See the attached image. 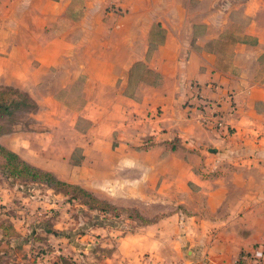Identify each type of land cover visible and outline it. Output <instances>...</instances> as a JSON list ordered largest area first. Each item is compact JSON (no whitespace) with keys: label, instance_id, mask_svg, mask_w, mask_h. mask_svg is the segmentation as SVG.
I'll return each instance as SVG.
<instances>
[{"label":"crops","instance_id":"1","mask_svg":"<svg viewBox=\"0 0 264 264\" xmlns=\"http://www.w3.org/2000/svg\"><path fill=\"white\" fill-rule=\"evenodd\" d=\"M38 1L20 0L21 15H0L23 22L0 33V85L39 90V110L69 111L49 91L57 68L62 79L87 78L77 117L122 114V156L114 155L122 160V209L159 216L122 232L118 264H250L248 254L264 250V0ZM10 3L0 0V9ZM112 6L121 15L107 12ZM31 21L44 25L32 30ZM60 23L67 27L46 33ZM76 32L104 34V49L75 44ZM138 62L159 82L127 94ZM196 94L219 104L228 134L206 127Z\"/></svg>","mask_w":264,"mask_h":264},{"label":"rangeland","instance_id":"2","mask_svg":"<svg viewBox=\"0 0 264 264\" xmlns=\"http://www.w3.org/2000/svg\"><path fill=\"white\" fill-rule=\"evenodd\" d=\"M19 2L11 0L7 10L0 9V15L3 12L21 15L23 8ZM37 3L40 2L37 0ZM37 7L41 8L40 5ZM114 9L112 6L107 12H119ZM15 16L11 21L0 22L3 23L0 33L22 27L23 22L16 20ZM106 21L107 17L102 23L106 25ZM30 24L32 30L44 25L42 21H31ZM59 26L67 27L65 23L51 29L45 26L46 33ZM98 35L83 38L76 32L71 39L75 44L87 39L103 50L106 37ZM155 38L159 42L161 35H155ZM102 54L97 52V55ZM28 60L35 67L38 65L35 53H28ZM138 72L145 77L142 69ZM50 73L47 78L49 91L69 111L65 107L61 110L54 106L39 110L34 99L39 90L33 92L30 89L28 95L19 89L0 85V93L10 94L12 89L20 93L10 96L17 105L0 113V145L31 166L51 172L61 181L80 186L118 209L112 215L89 210L70 196L44 185L12 178L0 155V264H118L122 232L133 230L135 224L150 223L159 215L144 218L136 212L122 209V160L117 159L122 156V114L112 111L102 116L92 110L89 113L82 110L81 117H77L74 111L88 102L84 101L88 90L86 76L71 75L62 79L63 72L59 73L57 68H52ZM134 82L133 78L128 94L135 90ZM92 102L94 106H103L100 100ZM6 104L8 106L10 100ZM185 106H188V101ZM154 113L160 112L155 109ZM150 140V137H145L142 143L150 145ZM86 142L88 146H85ZM93 159L97 162H92ZM263 260L257 263L262 264ZM248 262L256 264L252 259Z\"/></svg>","mask_w":264,"mask_h":264},{"label":"trees","instance_id":"3","mask_svg":"<svg viewBox=\"0 0 264 264\" xmlns=\"http://www.w3.org/2000/svg\"><path fill=\"white\" fill-rule=\"evenodd\" d=\"M163 32L164 31L162 30L160 25H157L154 28V34L156 36L161 35V39L158 43H160L163 39ZM139 69H142L145 77L139 74L138 72ZM133 78L135 79L134 82L135 86H137L140 83L146 85H157L159 82V76L154 72L150 71L146 67V65L142 62H138L134 64V66L129 72L128 85L126 89L127 94H128L127 92L128 88L130 87ZM15 89H12L10 91V94L9 93L5 94L3 92L0 93V113L8 111L9 107L11 106L17 105L16 100H12L10 97L12 96V94L18 95L19 92ZM7 100H10V104H8V106L6 104ZM197 107L199 106L197 105ZM34 108L36 110L37 108L36 105H34ZM0 155L5 160V164L6 166H8L9 169V176L12 178L34 184L44 185L57 193H61L64 196H68V197L70 196L71 197L70 199L74 201L75 200L78 201L81 205L86 206L89 210H94L103 214L112 215L118 209L109 202L97 198L91 192L81 188L80 186H76L61 181L57 177H55L51 172L43 171L41 169L31 166L27 162L20 159L16 153L7 150L1 145H0ZM126 211L135 212L134 210H129V209H126Z\"/></svg>","mask_w":264,"mask_h":264},{"label":"built area","instance_id":"4","mask_svg":"<svg viewBox=\"0 0 264 264\" xmlns=\"http://www.w3.org/2000/svg\"><path fill=\"white\" fill-rule=\"evenodd\" d=\"M198 100V109L202 113L203 122L209 129L218 132V133H229V128L223 121L222 113L218 111V103H212L204 98L200 97L199 95L196 96ZM235 108L231 105V113H234ZM249 259L256 261H261L264 259V252L260 248H255L250 254L247 256Z\"/></svg>","mask_w":264,"mask_h":264}]
</instances>
